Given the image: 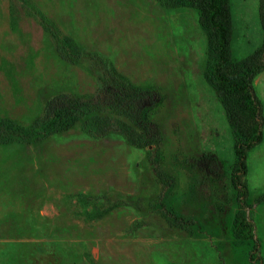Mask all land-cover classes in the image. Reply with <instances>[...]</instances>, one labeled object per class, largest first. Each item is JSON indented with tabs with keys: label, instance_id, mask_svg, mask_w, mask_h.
I'll use <instances>...</instances> for the list:
<instances>
[{
	"label": "rangeland",
	"instance_id": "rangeland-1",
	"mask_svg": "<svg viewBox=\"0 0 264 264\" xmlns=\"http://www.w3.org/2000/svg\"><path fill=\"white\" fill-rule=\"evenodd\" d=\"M229 3L239 62L263 42L259 0ZM36 12L76 48L69 58ZM101 58L153 92L140 107L150 133L102 107L68 130L0 146L3 206L23 222L21 241L0 242V264H250L252 242L233 232L235 134L205 78L211 60L195 9L165 0H0V118L29 127L49 96H94ZM253 87L264 115V71ZM130 130L151 145L129 144ZM262 132L247 155L245 211L264 264V124ZM203 154L218 159L216 175L198 163ZM164 210L193 224L171 225Z\"/></svg>",
	"mask_w": 264,
	"mask_h": 264
},
{
	"label": "trees",
	"instance_id": "trees-1",
	"mask_svg": "<svg viewBox=\"0 0 264 264\" xmlns=\"http://www.w3.org/2000/svg\"><path fill=\"white\" fill-rule=\"evenodd\" d=\"M165 1L173 6L185 4L195 9L198 12V24L207 34L211 64L205 78L216 92L235 134V162L230 172V181L236 191V201L241 211L235 217L233 232L237 239L252 242L248 253L249 263L261 264L260 242L245 211L250 208L245 178L247 155L263 140L264 115L253 81L264 71V38L259 49L236 62L231 53L232 15L229 0ZM34 15L42 29L54 40L59 56L69 58L71 51L76 48L71 46L68 39L60 38L42 15L40 17L37 12ZM259 20L264 34V0H259ZM101 61H104V74L94 96L80 97L67 93L49 96L43 103L40 114L29 127H24L13 119L0 118V146L9 144L13 139L26 142L35 137H48L53 133L68 130L81 118L102 113V107L120 109L122 115L138 123L145 134L150 133L147 125L140 120V107L143 100L153 96V92L134 87L111 67L106 66L103 58ZM106 133L105 128H99L97 136L103 137ZM126 139L129 144L139 148H146L152 143L147 138L136 137L132 130L126 134ZM198 163L214 175L220 170L219 161L213 155L203 154ZM155 173L161 178L160 171L155 170ZM258 201H264V195ZM164 213L170 219L171 225L187 228L193 224L190 220L185 221L165 210Z\"/></svg>",
	"mask_w": 264,
	"mask_h": 264
},
{
	"label": "crops",
	"instance_id": "crops-1",
	"mask_svg": "<svg viewBox=\"0 0 264 264\" xmlns=\"http://www.w3.org/2000/svg\"><path fill=\"white\" fill-rule=\"evenodd\" d=\"M7 194L0 191V242H17L22 240L23 222L18 210L13 211L4 207L5 200L2 198Z\"/></svg>",
	"mask_w": 264,
	"mask_h": 264
}]
</instances>
